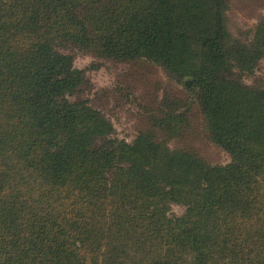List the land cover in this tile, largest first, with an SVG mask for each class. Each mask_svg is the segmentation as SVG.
I'll list each match as a JSON object with an SVG mask.
<instances>
[{
	"label": "trees",
	"instance_id": "obj_1",
	"mask_svg": "<svg viewBox=\"0 0 264 264\" xmlns=\"http://www.w3.org/2000/svg\"><path fill=\"white\" fill-rule=\"evenodd\" d=\"M225 7L0 0V264H264V87L234 70L264 55V20L251 46H228ZM68 44L189 79L230 163L162 150L147 132L112 138L100 112L66 98L86 82Z\"/></svg>",
	"mask_w": 264,
	"mask_h": 264
},
{
	"label": "rangeland",
	"instance_id": "obj_2",
	"mask_svg": "<svg viewBox=\"0 0 264 264\" xmlns=\"http://www.w3.org/2000/svg\"><path fill=\"white\" fill-rule=\"evenodd\" d=\"M228 46H251L256 26L264 20V0H225ZM61 52L84 71L85 83L71 101H85L113 127L112 138L132 144L142 132L162 150L192 154L211 166L230 163V156L213 142L190 80L176 81L146 59L121 62L98 57L74 45ZM234 66L236 64L234 63ZM243 83L264 87V55L249 71L234 69ZM182 205L170 204L168 215H182Z\"/></svg>",
	"mask_w": 264,
	"mask_h": 264
}]
</instances>
